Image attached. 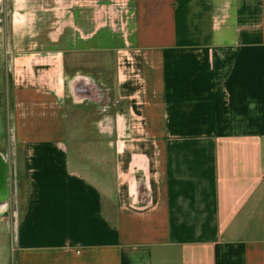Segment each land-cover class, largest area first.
I'll return each mask as SVG.
<instances>
[{
  "label": "crops",
  "instance_id": "1",
  "mask_svg": "<svg viewBox=\"0 0 264 264\" xmlns=\"http://www.w3.org/2000/svg\"><path fill=\"white\" fill-rule=\"evenodd\" d=\"M0 21V264H264V0Z\"/></svg>",
  "mask_w": 264,
  "mask_h": 264
},
{
  "label": "rangeland",
  "instance_id": "2",
  "mask_svg": "<svg viewBox=\"0 0 264 264\" xmlns=\"http://www.w3.org/2000/svg\"><path fill=\"white\" fill-rule=\"evenodd\" d=\"M2 22L4 23V27H3V32H5V22L4 20H2ZM1 23V21H0ZM10 57V56H8ZM6 62H4V64H2V66H0V106H1V99L4 101L5 105L9 106L10 103V88L13 86L12 85V72H13V65L12 62L10 61V58H7L5 60ZM3 80V81H2ZM1 81L4 83V85L6 86V89H3V87L1 86ZM3 90V91H2ZM15 195L12 192L8 193V197L6 199L7 204L14 206L16 204V199H15ZM12 248H10L9 246V252H11Z\"/></svg>",
  "mask_w": 264,
  "mask_h": 264
},
{
  "label": "water",
  "instance_id": "3",
  "mask_svg": "<svg viewBox=\"0 0 264 264\" xmlns=\"http://www.w3.org/2000/svg\"><path fill=\"white\" fill-rule=\"evenodd\" d=\"M4 168V164L1 162V159H0V171ZM3 179V175L2 173H0V181Z\"/></svg>",
  "mask_w": 264,
  "mask_h": 264
}]
</instances>
